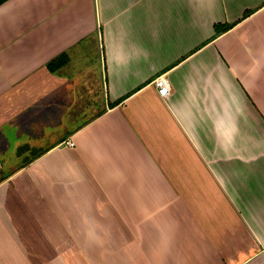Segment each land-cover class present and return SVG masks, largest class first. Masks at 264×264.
Here are the masks:
<instances>
[{
    "label": "crops",
    "instance_id": "obj_1",
    "mask_svg": "<svg viewBox=\"0 0 264 264\" xmlns=\"http://www.w3.org/2000/svg\"><path fill=\"white\" fill-rule=\"evenodd\" d=\"M0 264H264V0L2 3Z\"/></svg>",
    "mask_w": 264,
    "mask_h": 264
},
{
    "label": "built area",
    "instance_id": "obj_2",
    "mask_svg": "<svg viewBox=\"0 0 264 264\" xmlns=\"http://www.w3.org/2000/svg\"><path fill=\"white\" fill-rule=\"evenodd\" d=\"M153 84L155 85L158 94L163 98H167L169 94V86L166 78L163 75L157 76L156 78H154ZM65 145H67L68 147H74V142L72 140H68L65 142Z\"/></svg>",
    "mask_w": 264,
    "mask_h": 264
},
{
    "label": "rangeland",
    "instance_id": "obj_3",
    "mask_svg": "<svg viewBox=\"0 0 264 264\" xmlns=\"http://www.w3.org/2000/svg\"><path fill=\"white\" fill-rule=\"evenodd\" d=\"M76 237V236H75ZM112 242V241H111ZM111 245V244H110ZM38 245H31V247H29V254L30 256L33 255L35 257V259L37 260V254H34L35 249L37 248ZM33 256L29 257L30 261H34V259L32 258ZM48 258L50 257V252L48 254ZM23 259H25V257H23ZM50 262V261H49Z\"/></svg>",
    "mask_w": 264,
    "mask_h": 264
},
{
    "label": "trees",
    "instance_id": "obj_4",
    "mask_svg": "<svg viewBox=\"0 0 264 264\" xmlns=\"http://www.w3.org/2000/svg\"><path fill=\"white\" fill-rule=\"evenodd\" d=\"M6 0H0V5L4 3ZM229 29V26H216V35H220L226 32Z\"/></svg>",
    "mask_w": 264,
    "mask_h": 264
}]
</instances>
